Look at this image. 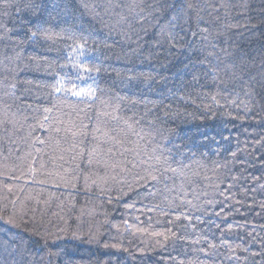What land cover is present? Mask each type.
I'll list each match as a JSON object with an SVG mask.
<instances>
[{
	"label": "trees",
	"instance_id": "1",
	"mask_svg": "<svg viewBox=\"0 0 264 264\" xmlns=\"http://www.w3.org/2000/svg\"><path fill=\"white\" fill-rule=\"evenodd\" d=\"M0 264H264V0H0Z\"/></svg>",
	"mask_w": 264,
	"mask_h": 264
},
{
	"label": "snow or ice",
	"instance_id": "2",
	"mask_svg": "<svg viewBox=\"0 0 264 264\" xmlns=\"http://www.w3.org/2000/svg\"><path fill=\"white\" fill-rule=\"evenodd\" d=\"M163 7V6H162ZM189 8L192 7L191 4L188 5ZM181 11H178L176 14H173L170 16L169 20H168V24L171 25L172 27H176L178 25V20L181 14ZM202 31H206L204 29H202ZM37 32L36 31H32L31 32V36L32 37H36L37 36ZM170 40H172L174 42L175 37L173 36V34L171 32L168 33ZM67 39H71L73 40V45L70 46L71 47V51L76 53V59L75 61H72V67L77 69V72L75 74V80H68L66 82L65 77L61 76L59 79H57L52 85H50V87L52 88L53 93H71L72 96L75 97H82L84 98L85 101L90 100V99H94L95 98V89L92 87V85H88L87 88H83V87H78L77 84L75 83L76 80H82L84 79L83 75L81 73H90V72H99L100 69L98 67H88L86 63L82 62L80 60V57L83 56L85 54V45L88 43V39L86 37H81L79 39L74 38V35H69L67 37ZM81 40L83 42H81ZM69 59L71 60V53L69 55ZM143 79L145 81H152L154 79V77L150 74V73H144L142 74ZM134 77H130V79H132ZM213 99L215 100V97H213ZM45 112L50 111V109L45 108L44 109ZM45 119H47V117H45ZM43 126V125H42ZM56 131H59V129H56ZM75 135V133H74ZM41 143H43V141H41ZM91 162V161H89ZM165 172L167 171H173L175 172L176 169H171L169 167H164L163 169ZM143 179V178H142ZM151 180H156L157 177L155 175H152L150 177ZM9 223H12L13 221L10 219L8 221ZM42 240H45V243H47V240L45 239L44 236H41ZM109 245L105 244L104 247H108ZM112 247H116V245H112ZM54 253H50V255H52Z\"/></svg>",
	"mask_w": 264,
	"mask_h": 264
}]
</instances>
